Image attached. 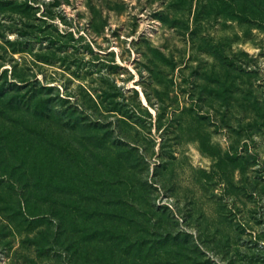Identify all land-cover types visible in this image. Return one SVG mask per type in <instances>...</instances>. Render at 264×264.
I'll use <instances>...</instances> for the list:
<instances>
[{
    "label": "rangeland",
    "instance_id": "1",
    "mask_svg": "<svg viewBox=\"0 0 264 264\" xmlns=\"http://www.w3.org/2000/svg\"><path fill=\"white\" fill-rule=\"evenodd\" d=\"M0 264H264V0H0Z\"/></svg>",
    "mask_w": 264,
    "mask_h": 264
},
{
    "label": "trees",
    "instance_id": "2",
    "mask_svg": "<svg viewBox=\"0 0 264 264\" xmlns=\"http://www.w3.org/2000/svg\"><path fill=\"white\" fill-rule=\"evenodd\" d=\"M70 171H72V173H74V171H75L76 174H77L76 168L73 167V166L70 168ZM115 184H117L116 180L112 179V183L110 184L111 187L110 188L109 187H105L103 189H99V193H101L102 196H104L105 198H107V195H113V196L116 195L115 193H117L118 190L116 189ZM107 185H108V183L106 184V186ZM114 210H116V209H114ZM54 213L55 212L52 211V214H54ZM135 244H137V243L135 242ZM138 244H140V243H138ZM141 245L142 244H140L138 246H141Z\"/></svg>",
    "mask_w": 264,
    "mask_h": 264
}]
</instances>
